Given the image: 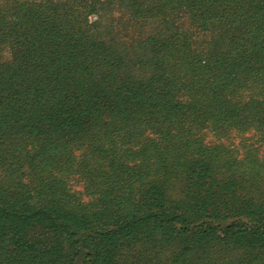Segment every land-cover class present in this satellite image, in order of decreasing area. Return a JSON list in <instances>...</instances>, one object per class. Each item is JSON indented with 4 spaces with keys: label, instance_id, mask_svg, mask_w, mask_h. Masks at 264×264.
Segmentation results:
<instances>
[{
    "label": "rangeland",
    "instance_id": "obj_1",
    "mask_svg": "<svg viewBox=\"0 0 264 264\" xmlns=\"http://www.w3.org/2000/svg\"><path fill=\"white\" fill-rule=\"evenodd\" d=\"M36 17L48 19L49 29L60 31L64 38L76 31L96 43L111 42L124 55L125 64L135 66L125 79L132 78L142 88L147 84L152 90L165 87L164 95L174 102L190 101L192 109L188 112L187 105L171 108L168 116L174 113L178 122L168 119L163 125L143 119L142 113H123L112 126L100 125L99 143H77L72 150L73 164L78 165L92 156L90 151L103 152L112 142L126 146L131 151L130 170L120 195L126 198L130 191L136 196L123 200L122 207L130 218L150 214L149 218L128 219L115 231L119 227L112 217L115 205L105 212L85 214L46 202L32 212L27 202L14 199L9 207L17 208L18 214L0 207V253L6 252L5 261L182 264L176 256L185 248L181 260L190 254L195 264H264V243L248 232L249 226L264 221V176L247 169L264 165V125L260 124L264 117L259 112L227 109L224 97L232 85H264V0H0L4 72H12V50L19 47L13 44L18 40L25 46ZM158 47L170 48L160 51ZM162 54L167 56L162 65L165 71L158 63ZM4 83L0 80V98L11 94ZM249 93L243 89L240 99L248 101ZM245 105L240 103L242 109ZM183 118L191 120L183 122ZM141 142L148 156L143 151L134 153L144 147ZM159 150L164 151L161 156ZM214 150L213 167L205 169L208 165L201 163ZM231 159L234 164L228 163ZM2 167L4 180L7 170L14 168ZM46 174L26 171L22 181L34 187V181L48 180ZM55 176L81 203L95 197L86 190L92 180L85 172ZM166 210L168 216H180L178 221L192 219L190 227L208 223L207 235L178 236L160 226L155 215ZM231 224L243 225L223 230Z\"/></svg>",
    "mask_w": 264,
    "mask_h": 264
},
{
    "label": "trees",
    "instance_id": "obj_2",
    "mask_svg": "<svg viewBox=\"0 0 264 264\" xmlns=\"http://www.w3.org/2000/svg\"><path fill=\"white\" fill-rule=\"evenodd\" d=\"M41 21L42 23H38ZM27 23L29 25L30 22ZM29 26H32L30 30L34 32L28 33L25 46H21L23 42L14 40L13 45L17 43L19 47H13L12 50V66H9L12 72H4L0 67V80H5L4 84H8L5 85L6 92H11L0 98V172L1 166L4 168L10 164L14 168L12 171L7 170L9 175L6 179L2 180L0 176V207L11 214H18L17 208L9 206L14 199L19 198L28 203L27 208H32V212L37 209V204L46 202L85 214L105 212L115 205L111 209L114 213L112 217L119 226L115 231H119L128 219L136 216L139 219L149 218L150 214L130 218L129 211L126 212L122 207L123 200H134L136 196L130 191L125 193L126 198L120 195L125 190L122 185L125 183L124 177L130 170L127 162L131 158V151L126 146L118 147L112 142L111 147L103 152L90 151L92 156L77 162L78 165L73 164L75 160L72 150L77 143H99L100 125L112 126L110 124L114 118L123 117V113L129 116L131 113H142L143 119L154 121L157 125H163L168 119H173L172 122L176 123L178 117H172L174 113L168 116L171 108L179 109L187 105V111L190 112V101L177 99L174 102L168 95H164L165 87L152 90L151 84L142 88V84L135 83L132 78L125 79L135 66L125 64L127 61L124 55L111 42L95 40L98 41L96 43L85 39V35L77 34L76 31H70L64 38L60 31L49 29L52 26L48 19L39 17L32 20ZM14 36L18 38V35ZM169 48L159 49L165 51ZM158 57L160 70L165 71L162 65L167 56L162 54ZM237 76L241 75H235ZM243 89L250 92L246 102L240 99L239 92ZM253 94H256L255 97H252ZM224 97L227 109L236 108L240 113L259 112L264 117V85L258 88L253 83L249 88L232 85ZM191 98L196 100L193 96L189 97ZM240 103H245L247 108L242 109ZM112 107L116 108L110 112ZM182 120L189 122L191 119ZM260 124L264 125V120ZM29 145L32 147L28 148ZM142 145L144 147L141 146L134 153L142 155L143 151L148 156L146 144ZM163 152L159 150L158 155L161 156ZM215 154V150L211 151L207 161L201 163L208 165L205 169L213 167L214 161L211 158ZM171 160L175 161L173 157ZM227 161L229 164L235 163L232 159ZM247 169L252 175L264 176L263 164ZM26 171L35 174L46 171L48 180H36L35 186L31 187L30 183L22 181ZM64 172H85L91 178L92 184L87 183L86 190L95 197L90 203H81L73 193L68 192L60 179L55 178V174ZM96 175L98 178H95ZM167 211L155 215L160 226L172 229L178 236L207 235L208 223L190 227L192 219L178 221L180 216H168ZM21 214L25 213L22 211ZM263 222L259 220L258 225L255 223L253 227L249 226L248 231L262 243ZM242 225L231 224L223 230L229 232ZM144 239L142 236V240ZM184 249L179 250L176 256L180 258L178 262L195 264L190 254L185 261L181 260ZM5 257L6 252L0 253V264H8Z\"/></svg>",
    "mask_w": 264,
    "mask_h": 264
}]
</instances>
